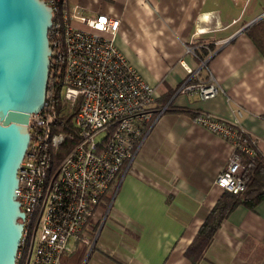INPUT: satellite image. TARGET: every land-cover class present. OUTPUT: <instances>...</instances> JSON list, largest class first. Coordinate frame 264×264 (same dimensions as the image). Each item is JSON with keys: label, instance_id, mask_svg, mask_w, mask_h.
I'll return each mask as SVG.
<instances>
[{"label": "crops", "instance_id": "1", "mask_svg": "<svg viewBox=\"0 0 264 264\" xmlns=\"http://www.w3.org/2000/svg\"><path fill=\"white\" fill-rule=\"evenodd\" d=\"M68 3L87 14L118 19L114 45L154 88V105L164 101L162 108L168 110L154 117L107 213L97 214L103 223L92 247L75 248L60 264H264V199L252 209L236 206L198 259L186 255L223 194L214 180L232 151L225 137L199 126L193 115L236 120L264 158V60L242 27L264 14V0ZM204 50L203 59L195 55ZM200 62V75L210 73L221 92L205 101L176 94L185 68L195 69Z\"/></svg>", "mask_w": 264, "mask_h": 264}, {"label": "built area", "instance_id": "2", "mask_svg": "<svg viewBox=\"0 0 264 264\" xmlns=\"http://www.w3.org/2000/svg\"><path fill=\"white\" fill-rule=\"evenodd\" d=\"M39 1L50 8L48 61L50 74L60 81L61 115L73 114L69 123L62 122L49 97L28 115L29 138L14 190L23 215L14 264H60L75 248L92 247L94 219L107 213L121 174L128 171L154 117L165 110L154 108V88L114 45L118 19L84 13L68 0ZM202 68L204 62L185 68L176 94L201 101L219 94L211 74L200 75ZM193 120L232 147L214 185L233 195L242 192L240 155L256 154L252 139L236 120L226 123L199 113ZM63 127L69 131H59Z\"/></svg>", "mask_w": 264, "mask_h": 264}, {"label": "water", "instance_id": "3", "mask_svg": "<svg viewBox=\"0 0 264 264\" xmlns=\"http://www.w3.org/2000/svg\"><path fill=\"white\" fill-rule=\"evenodd\" d=\"M49 20L50 8L39 0H0V264H14L21 236L16 171L28 143V115L45 101Z\"/></svg>", "mask_w": 264, "mask_h": 264}, {"label": "trees", "instance_id": "4", "mask_svg": "<svg viewBox=\"0 0 264 264\" xmlns=\"http://www.w3.org/2000/svg\"><path fill=\"white\" fill-rule=\"evenodd\" d=\"M243 33L249 39L254 48L261 54L262 59L264 60V18H260L251 26L245 27ZM46 35L49 42V32H47ZM206 53H208V51L204 50L201 56L199 53H195V55H197L198 58L203 59L204 56L207 55ZM50 71L51 67H49L47 73L48 79L44 100L47 101V99L51 97L55 112L61 115L64 105L59 99L60 81L59 77L56 78V76L51 75ZM163 105L164 101H158L155 107L161 109ZM167 107L164 112L168 110ZM177 112H185L186 115L190 114V112L186 110H178ZM72 114L73 113H68L66 115L63 114L59 119L62 122L69 123ZM193 117L196 116L193 115ZM59 131L66 132L69 131V128L63 127L59 129ZM65 150V148L64 150H59V156L63 155ZM240 164L241 170H239L238 176L244 184L243 191H240L235 195L223 191V194L217 202L210 208V211L201 222L195 237H193L194 239L191 245L186 250V255L189 256L192 261L199 258L203 250L209 244L214 231L220 225L219 223H221L224 218L236 208V206L241 205L246 209H252L264 199V158L257 152L254 156L240 155ZM107 200H109V198Z\"/></svg>", "mask_w": 264, "mask_h": 264}, {"label": "rangeland", "instance_id": "5", "mask_svg": "<svg viewBox=\"0 0 264 264\" xmlns=\"http://www.w3.org/2000/svg\"><path fill=\"white\" fill-rule=\"evenodd\" d=\"M60 95H61V93H60ZM105 209H106V206H105V208H104V211H105ZM101 217H96L95 219H97V225L93 228L94 229V231H93V237H94V235L97 233V231H98V229H99V227H101L102 226V224L101 223H103L102 221V218L100 219Z\"/></svg>", "mask_w": 264, "mask_h": 264}]
</instances>
